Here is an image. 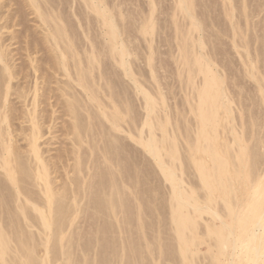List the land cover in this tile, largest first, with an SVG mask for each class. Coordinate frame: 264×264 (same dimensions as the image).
Here are the masks:
<instances>
[{
	"label": "rangeland",
	"instance_id": "rangeland-1",
	"mask_svg": "<svg viewBox=\"0 0 264 264\" xmlns=\"http://www.w3.org/2000/svg\"><path fill=\"white\" fill-rule=\"evenodd\" d=\"M188 4L183 12L178 0H0V146L10 148L4 155L15 168L14 177L24 190L19 197L26 204H21L28 213L26 219L18 217L22 213L13 200L14 187L0 161V220L7 229L12 220L18 223L22 218L17 228L24 226L25 232L21 231L32 238L27 243H32L35 257L48 248L47 264H216L214 255L220 263L229 261L233 251L219 252L205 234L207 225L221 223L210 215L224 214L220 198L210 213L198 218L200 243L193 247L192 258L180 256L170 218L172 185L140 142L150 136L160 141L174 138L177 179L184 191L203 202L204 191L191 160L198 157L188 149L197 131L195 89L202 74L189 72L184 60L187 49L191 59L200 55L218 75L227 107L220 111L218 144L233 157L239 149L234 140L239 139L247 150H254V166L248 162L245 174L254 168L261 174L264 0H188ZM94 5L115 25L127 72L119 53L111 50L105 16ZM146 97L154 108L147 118ZM104 111L120 116L119 127L105 118ZM33 124L48 181L65 203H71L67 209L71 219L52 226V232L39 225L32 208L42 207L44 198L34 174L39 162L30 147ZM75 130L80 132L77 137ZM162 152L165 163H171L167 150ZM103 189L114 192L115 196L108 194L115 200L120 198L115 201L118 212L97 205ZM233 189L246 199L244 181L234 183ZM11 235L15 240L17 234ZM41 239L47 242L45 248Z\"/></svg>",
	"mask_w": 264,
	"mask_h": 264
},
{
	"label": "bare ground",
	"instance_id": "bare-ground-1",
	"mask_svg": "<svg viewBox=\"0 0 264 264\" xmlns=\"http://www.w3.org/2000/svg\"><path fill=\"white\" fill-rule=\"evenodd\" d=\"M178 5L181 11L183 12L188 11V7H189L188 0H178ZM94 9L99 15H102V16L106 15L104 10L98 5H94ZM104 24L107 28V34H108L109 41L111 44V50L112 52L116 51L117 53H119V57H120L119 62L125 68L127 72L128 69H127V62L125 60V50L122 44L117 42V33L115 30V25L112 20L107 18V16H105ZM186 46L188 48V45ZM184 53H185L184 60L187 65V68L189 69V72L192 73L194 71H197L202 74L201 83L195 89L196 104H195L194 112H195V117L197 120V131H196L194 139L189 142L188 149L191 153L195 154L198 157V158H195L194 160L193 158H191V160L193 161L195 165L198 180L204 191L203 202L200 203L199 201L194 199L191 193L184 191L181 185V181L177 179L175 167H173L174 161L178 159L177 150H176V146L174 143V138H169V137L163 138L162 137L160 141L150 136L148 139L144 140L143 142H140L145 148L148 149L149 153L159 163L162 174L164 175L166 180H168L170 184L172 185V193H171L172 207H171V214H170L171 217L170 218L173 224V230L175 232L174 234L176 235L175 237L178 240L179 254L184 259L192 258L193 253H194V251L192 250L193 247L194 248L198 247V244L200 243V240L197 238V235H196V227H197L198 218H200V216L204 212L210 213L209 212L210 207L212 206V204L215 202L217 198H220L224 205V214L220 215L217 211H212L210 215L212 216V218H215L217 220L220 219L221 223L218 226L217 224L207 225L205 234L210 239L214 240L213 241L215 242L214 245L217 247L219 252H225L227 249H231L233 251V253L231 254L229 258V261L225 262V264H239V262L237 261L241 262L242 259L246 260L244 264H264V172H263L264 170L263 171L261 170V174H260V171H258L259 174H257L255 173V170L257 169L253 167L254 170L251 169L249 173L245 174V170L248 165V162H250L249 165L254 166V163H253V160H255L253 159L254 150L253 151L247 150L241 144L239 139L234 140V144L236 143L239 146V149L233 157L228 156L227 148L224 147L222 149L221 145L218 144L216 130L221 122L220 111L221 109H227L226 103L223 101V94L220 89L219 79L217 77L218 75L217 76L215 75L216 73H214V71L211 70L209 65L201 58L200 55L197 56L194 54V56H192V59H191L189 50L187 49L184 50ZM83 76L85 75H82V77ZM82 77H81V80L84 81L85 79L83 78L84 79L83 80ZM89 91L91 93V90L87 88V93ZM92 97L93 96L91 95L90 98ZM145 107L147 111V115H146V118H147L148 115L154 111L153 101L150 97H146ZM73 108L75 107L73 106ZM71 110L73 109L71 108ZM74 112L75 111H73V113ZM103 113H105V118L109 120L112 123V125H114L115 127L119 125L120 121L118 120L120 119H118L117 117H120V116H116V112L113 113L112 111L110 113L109 112L106 113L104 111ZM33 117L31 119H33ZM76 123L78 124L79 121ZM79 126L76 127L77 130ZM32 127L33 129L31 131L33 132H32V142H31L30 147H31L33 157H35L37 162H39V166L36 167L37 170H36V173L34 174H35L36 180H38V182L40 181L43 186L42 192H43V197H44L42 200L43 201L42 207L39 208L36 205L35 206L32 205L33 206L32 208L37 213L35 214V216L37 215L39 225L42 226L45 230L48 229V231H51L52 226L53 227L56 226V228L59 227L60 223L63 220H66L67 216L70 215V213L68 212L69 211L68 208H69V204L71 203H69L68 201H66L65 203V201H63L64 199L63 196H60V194L55 192L53 188L51 187L50 182L48 181V177H47L46 165L43 163L42 159L40 158L39 153H38L39 149H37L38 146H36V139H37L36 136L37 135L35 132V128L37 126L33 124ZM77 132L75 130V136ZM151 133L152 132L150 131V134ZM3 146L2 147L0 146V149H2ZM8 147H4V149H2V152L0 150L1 152L0 161H2V164H3L1 167L5 170V173H6L5 176H7V178L11 182L9 180L8 181L10 182V184L12 183L11 185H13L14 187L13 189L14 199L13 200H15V203L17 204L16 205L17 208L20 209L21 210L20 213H22L20 214L22 216L19 215L18 217H23V219H26L28 216V213L26 214L27 209L25 208V205H24L26 204L24 203L25 199L21 200L22 198L19 197L20 196L19 194L24 193V190L22 189L19 183V179L16 178L17 179L16 180L14 177L15 174L13 173V169L15 168L13 167L12 169V167L10 166L11 163L9 164V161L7 160L8 156L6 157L4 155V154L7 155L9 153L10 148ZM164 149H166L167 152L169 153L171 163L170 162L167 164L165 163V160L163 158V152H162ZM105 150H107V147L105 148ZM230 159L232 160V162ZM24 171L25 173H27L25 169ZM261 180H262V185L258 187V185H260L259 183H261ZM238 181H242V182L244 181L245 183V187L247 190V193H246L247 196L245 200L243 199L242 195H236L235 189H233V184ZM114 183H115V178H114L113 184ZM118 183L116 182V184ZM116 184L113 186L118 187L119 185L117 186ZM102 186L104 187L105 184ZM121 188L122 187H120L119 190ZM101 189L102 187H100L99 191ZM106 189L105 190L103 189V191H106ZM114 189L112 188V190ZM22 190L23 192H21ZM242 190L243 188H241V191ZM89 191H90V187H89ZM106 192L104 193L99 192L101 193L100 194L101 196H98L99 193H97V196L99 197V198L96 197L97 198L96 200H99L97 201L99 202L97 203V205L100 204L101 207H104V209L108 208V210L110 209L111 212H115L116 210H119L118 208L120 207L117 208L116 206L117 204L115 201H118V199L120 198L115 200L114 192H113L114 196L111 195L113 194L111 191H110L111 194L110 193L108 194V192L107 193ZM11 193H13V191ZM118 193L116 195L119 196ZM95 194H96V191H95ZM66 195L67 193L64 195L65 199H67L68 197V195L67 196ZM25 196L27 197V194ZM74 198H76V196ZM7 199L9 200V202H11L9 198ZM21 202H23L24 204L22 205ZM65 204H67V206ZM122 204L123 203H120V205ZM70 206H73V205H70ZM122 207H124V205H122ZM71 208L72 207H70V209ZM125 208H122V209H124L125 211ZM114 215H117V214H114ZM15 217L16 216H14V218ZM69 218L71 219V217ZM69 218H67L68 221H69ZM18 220H17L18 223H16L14 220H12L13 222L10 221V223L12 222V224L14 223L15 225L13 224L14 225L13 226L12 224H10V228L7 227L8 230L9 229L11 230V234L12 233L17 234L15 240L14 238H11L12 235L9 233L10 231H8L6 227L2 225L3 221L0 220V264H13L12 262H14V264H47L46 262L47 250L46 249L48 248H45L46 243H47V242L45 243L46 240L43 241L44 239H41L42 242L41 244L39 243L40 245H43V246L45 245L43 255H41L40 257L38 255L39 258H37V256L35 257L36 255L34 254L35 249L33 248V245H30L32 243H27V241L29 240L27 238H29V236H26L25 233L22 232L24 231L23 229L24 226H22V228L18 227L19 229L17 228V225H20L21 223L20 220H22V218ZM3 224L5 223L3 222ZM12 226H13V229H11ZM21 229L23 230L21 231ZM13 240L15 242V243L13 242L15 246H11V242ZM30 240H32V238ZM11 254H13L14 256H18L19 259L16 257L18 260L15 259L16 260L15 261L13 257L12 258L10 257ZM213 258L216 264H223V263H220V260L216 255H214ZM235 258H237L238 260Z\"/></svg>",
	"mask_w": 264,
	"mask_h": 264
}]
</instances>
